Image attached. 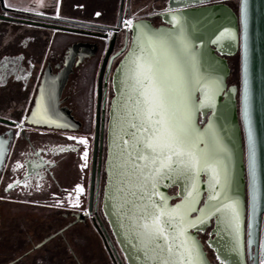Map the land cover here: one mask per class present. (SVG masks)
<instances>
[{"label":"water","instance_id":"water-1","mask_svg":"<svg viewBox=\"0 0 264 264\" xmlns=\"http://www.w3.org/2000/svg\"><path fill=\"white\" fill-rule=\"evenodd\" d=\"M208 1L170 0L160 27L136 20L113 74L103 209L128 264H216L201 237L209 228L207 243L221 264L264 261V0H240L237 11L226 3L192 7ZM235 55L239 85L229 81ZM154 60L178 67V75L170 74L167 115L188 133L185 147L157 153L146 145L160 116L149 120L137 104L142 88L134 78L138 62ZM59 119L28 121L68 127ZM65 119L75 121L69 110ZM98 141L97 133L96 151ZM102 144L103 135L101 150ZM226 204L236 206L238 221L217 210ZM157 217L166 240L152 230Z\"/></svg>","mask_w":264,"mask_h":264},{"label":"flooded vegetation","instance_id":"flooded-vegetation-1","mask_svg":"<svg viewBox=\"0 0 264 264\" xmlns=\"http://www.w3.org/2000/svg\"><path fill=\"white\" fill-rule=\"evenodd\" d=\"M239 2L211 0L192 7L226 3L237 11ZM169 4L125 0L119 21L120 0L111 21L96 23L59 17L47 8L6 2L4 7L0 0V222L11 205L45 207L65 221L57 236L81 225L97 233L100 248H86L78 264H128L103 209L113 74L131 45L133 23L166 25ZM234 59L240 65L239 55L230 57L232 72ZM68 110L75 121L65 119ZM30 116H58L68 127L30 123ZM212 236L210 228L201 234L210 257L221 264L207 243ZM73 238L79 244L86 240L81 232Z\"/></svg>","mask_w":264,"mask_h":264},{"label":"rangeland","instance_id":"rangeland-1","mask_svg":"<svg viewBox=\"0 0 264 264\" xmlns=\"http://www.w3.org/2000/svg\"><path fill=\"white\" fill-rule=\"evenodd\" d=\"M5 2L26 9L47 8L50 13L59 17H74L69 15V9L61 8L63 0H5ZM234 2L237 4L239 0ZM56 3L58 8L54 9ZM79 20L97 23L89 18ZM232 76L231 83L239 85L240 70L235 59ZM10 209V211L4 210L0 222V264H9L19 257L20 259L13 264H78L77 258L83 260V252L86 248H100L99 237L93 228L90 225H81L31 251L45 237L58 231L65 221L59 214L50 210H37L31 207L23 209L20 205H11ZM80 232L86 236V240L81 244L73 238ZM66 240H69V243Z\"/></svg>","mask_w":264,"mask_h":264},{"label":"snow or ice","instance_id":"snow-or-ice-1","mask_svg":"<svg viewBox=\"0 0 264 264\" xmlns=\"http://www.w3.org/2000/svg\"><path fill=\"white\" fill-rule=\"evenodd\" d=\"M170 74L178 75V67L176 64L173 62L165 68L160 64L159 60L138 62L134 72V78L141 84L142 88L139 93L140 99L137 100V104L139 105L142 103L145 106V111L149 120L153 114L160 116V119L156 121V123L161 127L154 130L153 138H151L146 145L153 153H157L158 148L169 147L170 145H175L177 148L186 146L187 129L182 127L178 121L167 115L170 104ZM133 127H136V125H133ZM80 142L86 143V141L83 140ZM180 154V151H176V155L179 156ZM168 160H171V156L168 157ZM205 163H207V161H205ZM198 164L199 160L193 161V166H197ZM161 166H165L163 162H161ZM217 210L225 212L230 221H238L239 219L237 208L233 204H226L223 209ZM151 227L152 230L158 234L159 238L167 239V236L164 235L163 228L160 226L158 217L154 219ZM144 228L148 230L149 225L145 224Z\"/></svg>","mask_w":264,"mask_h":264},{"label":"crops","instance_id":"crops-1","mask_svg":"<svg viewBox=\"0 0 264 264\" xmlns=\"http://www.w3.org/2000/svg\"><path fill=\"white\" fill-rule=\"evenodd\" d=\"M119 2L120 0H63L61 8L69 9V15H73V18H89L105 23L115 17ZM55 7L58 8L57 3L54 4L53 8Z\"/></svg>","mask_w":264,"mask_h":264},{"label":"trees","instance_id":"trees-1","mask_svg":"<svg viewBox=\"0 0 264 264\" xmlns=\"http://www.w3.org/2000/svg\"><path fill=\"white\" fill-rule=\"evenodd\" d=\"M78 24H84V25H87V26H92V24H90V23H84V22H77ZM23 209H25V208H23ZM32 209H37V210H39V209H43V210H46V208H44V207H41V206H35V207H33Z\"/></svg>","mask_w":264,"mask_h":264},{"label":"built area","instance_id":"built-area-1","mask_svg":"<svg viewBox=\"0 0 264 264\" xmlns=\"http://www.w3.org/2000/svg\"><path fill=\"white\" fill-rule=\"evenodd\" d=\"M20 125H21V124H20V123H18V126H19V127H20Z\"/></svg>","mask_w":264,"mask_h":264}]
</instances>
